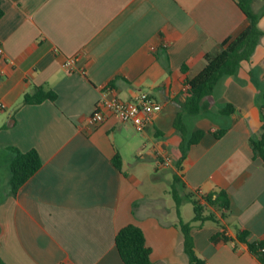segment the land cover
<instances>
[{"label":"crops","instance_id":"1","mask_svg":"<svg viewBox=\"0 0 264 264\" xmlns=\"http://www.w3.org/2000/svg\"><path fill=\"white\" fill-rule=\"evenodd\" d=\"M237 1L0 0L4 264H124L116 236L128 225L142 229L154 264H189L177 209L142 190L136 168L154 160L157 170H172V181L175 173L181 176L185 193L229 194L225 229L208 222L192 230L201 259L262 264L247 244L217 235L236 239L248 231L249 241L264 240V161L250 146L263 124L264 37L251 60L204 100L202 109L208 105L217 124L197 129L206 134L190 148L181 172L161 164L163 157L174 163L180 156L174 121L187 98V82L205 68L207 54L250 23ZM252 9L261 15L264 32V0H255ZM72 57L79 60L70 72L64 63ZM37 87L54 91L56 102L24 105L25 95ZM139 93L162 105L145 132L114 117L90 123L104 97L130 100ZM228 103L237 110L223 116L220 109ZM221 128L228 132L217 140L213 132ZM10 147L36 150L43 162L17 196L9 187ZM183 207L184 202L180 217L191 223L194 213L185 220Z\"/></svg>","mask_w":264,"mask_h":264},{"label":"trees","instance_id":"2","mask_svg":"<svg viewBox=\"0 0 264 264\" xmlns=\"http://www.w3.org/2000/svg\"><path fill=\"white\" fill-rule=\"evenodd\" d=\"M255 0H238L237 4L245 13L250 23L237 37L228 39L218 48L206 55L207 64L205 68L193 79L187 82L188 92L186 100L181 104L180 110L174 121V127L182 138L179 147L180 156L175 161L178 172L182 170V164L187 157L190 148L198 144L204 135L203 130L189 133L185 121L186 116L200 115L204 100L212 96L219 82L224 77L236 75L242 63L250 61L257 46L264 37V32L259 27L261 15L256 14L252 9ZM4 13L0 10V20ZM56 102L57 94L52 90L37 87L32 94L25 95L24 105H37L44 101ZM235 105L228 103L220 109L223 116H231L236 112ZM262 128L258 137H251L250 146L255 157L264 161V112L262 111ZM228 132V128L217 129L213 136L219 140ZM13 159L10 163L9 187L10 194L17 196L19 190L28 183L43 167L42 159L36 150L22 152L15 147L8 149ZM117 168H121L122 160L117 156L114 161ZM171 193L176 202L179 222L176 227L184 236V248L189 258V264H207L201 259L197 252L192 230L202 228L206 223L211 222L225 229L222 220L227 218L231 208V199L226 191H218L207 195L199 196L197 193H185L182 178L178 173L174 174ZM184 199L192 203L194 219L191 223L184 222L180 217V207ZM3 198L0 196V204ZM250 233L242 231L236 239L229 238L224 232L217 237H222L226 242L236 244L245 243L250 252L264 264V240L249 241ZM116 246L124 264H154L151 258L152 250L147 245L146 237L141 228L135 225H128L122 228L116 236ZM0 264H4L0 257Z\"/></svg>","mask_w":264,"mask_h":264},{"label":"built area","instance_id":"3","mask_svg":"<svg viewBox=\"0 0 264 264\" xmlns=\"http://www.w3.org/2000/svg\"><path fill=\"white\" fill-rule=\"evenodd\" d=\"M3 54L4 51L0 48V55ZM78 60V57L67 59L64 63L65 69L70 72L75 71ZM161 111L162 105L146 93H139L130 100L109 95L104 97L98 104L96 113L90 118V123L97 125L103 123L109 117H114L123 124L130 125L138 132L143 133ZM161 164L170 167L173 161L169 157H163Z\"/></svg>","mask_w":264,"mask_h":264},{"label":"rangeland","instance_id":"4","mask_svg":"<svg viewBox=\"0 0 264 264\" xmlns=\"http://www.w3.org/2000/svg\"><path fill=\"white\" fill-rule=\"evenodd\" d=\"M207 106L202 109L201 114L198 116H186L189 133L197 131L199 128H207L217 124V120L214 116L208 113ZM146 143L148 144L147 150H151L152 144L150 142ZM132 160H134L133 162H137L138 159L135 157ZM157 166L158 165L154 160L147 162V166L143 167V170L141 169L142 167H139L138 169L136 168L138 175L143 177L142 190L148 193L152 198L154 197L159 203L166 201L169 205H173L177 209L176 202L171 193L172 187L170 182L172 181V170L168 168L157 170ZM173 166H175V162L173 163ZM186 200L187 199L183 200V215L185 220H188V216H192L194 211L193 206Z\"/></svg>","mask_w":264,"mask_h":264}]
</instances>
